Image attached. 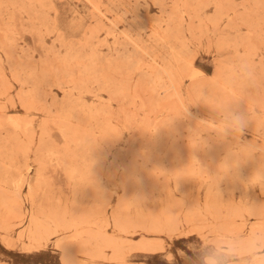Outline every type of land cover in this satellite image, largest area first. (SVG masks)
Instances as JSON below:
<instances>
[{
	"label": "rangeland",
	"instance_id": "374dc122",
	"mask_svg": "<svg viewBox=\"0 0 264 264\" xmlns=\"http://www.w3.org/2000/svg\"><path fill=\"white\" fill-rule=\"evenodd\" d=\"M0 264H264V0H0Z\"/></svg>",
	"mask_w": 264,
	"mask_h": 264
},
{
	"label": "clouds",
	"instance_id": "9594fccd",
	"mask_svg": "<svg viewBox=\"0 0 264 264\" xmlns=\"http://www.w3.org/2000/svg\"><path fill=\"white\" fill-rule=\"evenodd\" d=\"M245 126L246 121L243 114L233 113L228 123L214 126V130L222 136H227L230 132L242 133Z\"/></svg>",
	"mask_w": 264,
	"mask_h": 264
},
{
	"label": "bare ground",
	"instance_id": "6f19581e",
	"mask_svg": "<svg viewBox=\"0 0 264 264\" xmlns=\"http://www.w3.org/2000/svg\"><path fill=\"white\" fill-rule=\"evenodd\" d=\"M235 142V141H234ZM237 142V141H236Z\"/></svg>",
	"mask_w": 264,
	"mask_h": 264
}]
</instances>
